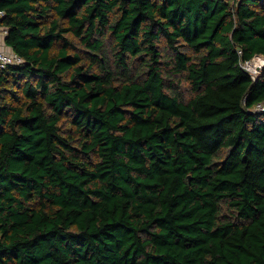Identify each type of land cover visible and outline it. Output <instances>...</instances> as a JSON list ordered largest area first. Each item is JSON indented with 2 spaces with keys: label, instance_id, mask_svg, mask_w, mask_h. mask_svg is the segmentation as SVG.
<instances>
[{
  "label": "trees",
  "instance_id": "trees-1",
  "mask_svg": "<svg viewBox=\"0 0 264 264\" xmlns=\"http://www.w3.org/2000/svg\"><path fill=\"white\" fill-rule=\"evenodd\" d=\"M0 10V264H264V0Z\"/></svg>",
  "mask_w": 264,
  "mask_h": 264
},
{
  "label": "built area",
  "instance_id": "built-area-1",
  "mask_svg": "<svg viewBox=\"0 0 264 264\" xmlns=\"http://www.w3.org/2000/svg\"><path fill=\"white\" fill-rule=\"evenodd\" d=\"M4 16V12L0 10V18ZM6 33V30H5ZM258 61V66H254V62ZM23 62V58L14 51H7L0 49V68L5 69L11 65H18ZM242 66L245 67L252 75L253 78L264 69V56L256 55L252 60L243 61ZM253 70V72L251 71ZM260 69V71H259ZM258 112L264 113V103H259L256 106Z\"/></svg>",
  "mask_w": 264,
  "mask_h": 264
},
{
  "label": "crops",
  "instance_id": "crops-1",
  "mask_svg": "<svg viewBox=\"0 0 264 264\" xmlns=\"http://www.w3.org/2000/svg\"><path fill=\"white\" fill-rule=\"evenodd\" d=\"M5 28L3 26H0V49L7 50V51H13L10 47L7 46L5 43L6 38Z\"/></svg>",
  "mask_w": 264,
  "mask_h": 264
},
{
  "label": "rangeland",
  "instance_id": "rangeland-1",
  "mask_svg": "<svg viewBox=\"0 0 264 264\" xmlns=\"http://www.w3.org/2000/svg\"><path fill=\"white\" fill-rule=\"evenodd\" d=\"M253 64H254V66H258L259 63L257 61H255ZM251 71L253 72L252 69H251ZM259 71H260V69H259ZM189 87H190L189 83L185 80L183 82V85H182V91L184 92L185 96H189L190 95Z\"/></svg>",
  "mask_w": 264,
  "mask_h": 264
},
{
  "label": "bare ground",
  "instance_id": "bare-ground-1",
  "mask_svg": "<svg viewBox=\"0 0 264 264\" xmlns=\"http://www.w3.org/2000/svg\"><path fill=\"white\" fill-rule=\"evenodd\" d=\"M258 62V61H257Z\"/></svg>",
  "mask_w": 264,
  "mask_h": 264
}]
</instances>
